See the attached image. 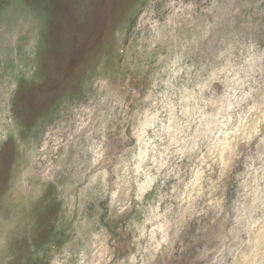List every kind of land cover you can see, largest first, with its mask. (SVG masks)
<instances>
[{"label":"rangeland","instance_id":"rangeland-1","mask_svg":"<svg viewBox=\"0 0 264 264\" xmlns=\"http://www.w3.org/2000/svg\"><path fill=\"white\" fill-rule=\"evenodd\" d=\"M0 264H264V0H0Z\"/></svg>","mask_w":264,"mask_h":264}]
</instances>
